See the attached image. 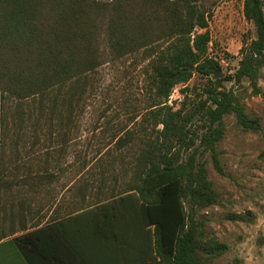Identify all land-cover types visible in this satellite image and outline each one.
<instances>
[{
	"label": "trees",
	"instance_id": "obj_1",
	"mask_svg": "<svg viewBox=\"0 0 264 264\" xmlns=\"http://www.w3.org/2000/svg\"><path fill=\"white\" fill-rule=\"evenodd\" d=\"M243 11L255 37L242 47L229 79H213L222 64L208 54L209 31L199 32L208 28L211 16L199 0H0L1 159L10 131L21 132L30 122L36 133L45 115L51 129L59 119L67 142L75 115L94 87L92 75L127 55L138 54L146 62L156 91L150 112L163 125L160 136L146 140L128 162L136 164L128 193L137 199L134 231L110 230L109 215L132 204L121 193L82 207L84 215L102 216H76L94 230L90 242L104 249L102 258L97 250L88 252L87 242L71 241L59 221L14 238L27 264H65L64 249L84 264H214L230 249L207 230L205 210L220 195L205 157L224 174L219 145L229 114L246 130H262L261 119L247 112L238 91L224 85L247 79L253 94L264 99L258 81L264 68V0H244ZM195 74L208 80L202 93L190 111L185 112V105L174 110L167 104L173 88L188 84ZM19 137L12 139L16 143ZM132 138L127 130L115 135V144L123 147Z\"/></svg>",
	"mask_w": 264,
	"mask_h": 264
},
{
	"label": "rangeland",
	"instance_id": "obj_2",
	"mask_svg": "<svg viewBox=\"0 0 264 264\" xmlns=\"http://www.w3.org/2000/svg\"><path fill=\"white\" fill-rule=\"evenodd\" d=\"M199 1L211 13L208 28L199 32L209 31L212 40L208 54L222 64L223 75L213 79H229L239 65L242 47L255 37L254 26L244 15V0ZM92 78L94 87L75 115L67 142L63 141L59 119L55 117L51 129L47 115L36 133L30 122L21 132L10 131L4 158L15 163L8 171L14 179L26 172L39 175L56 162L64 165L67 180L76 176L78 165L88 161L120 167L133 161L132 153L144 147L146 140L160 136L163 125H157L150 112L156 99L155 86L140 55L112 60ZM207 81L195 74L188 84L173 88L167 104L174 110L185 105V112L190 111ZM258 81L264 91V68ZM224 85L238 91L247 112L261 119L262 130H246L234 114H229L223 121L225 136L219 145L224 174L216 171L209 156L205 157L209 176L220 195L218 203L205 210L207 230L230 246L214 264H264V99L253 94L247 79L242 84L226 80ZM127 130L133 132L132 141L118 147L115 135L124 136ZM14 134L20 136L15 138L17 145L12 139ZM233 214L248 219H233Z\"/></svg>",
	"mask_w": 264,
	"mask_h": 264
},
{
	"label": "crops",
	"instance_id": "obj_3",
	"mask_svg": "<svg viewBox=\"0 0 264 264\" xmlns=\"http://www.w3.org/2000/svg\"><path fill=\"white\" fill-rule=\"evenodd\" d=\"M14 166L15 163L11 160L0 157V264H27L19 254L14 238L59 221L63 222V230L71 241L87 242L88 252L95 253L97 250L102 258L104 249L90 242L94 230L84 225V218L77 219L76 216L83 214L89 216L88 219L102 216L93 212L84 215L86 211L82 207H94L113 200L115 195L121 193L126 197L130 196L126 201L132 204H125L122 210L109 215L113 221V225L109 226L110 230L128 233L134 231L135 223L138 226L137 199L128 195L132 193L129 189L136 170L135 163L124 162L117 167L113 163L84 162L78 165V173L71 180L64 176V165L57 162L44 168L39 175L26 172L18 179H14L8 172ZM2 169L5 172L1 175ZM129 205L132 208L129 209ZM116 250V257L121 261L120 249ZM64 251L63 256H67L65 264H84L75 259L71 249ZM135 252L137 255V244ZM40 260L44 262L43 259Z\"/></svg>",
	"mask_w": 264,
	"mask_h": 264
},
{
	"label": "water",
	"instance_id": "obj_4",
	"mask_svg": "<svg viewBox=\"0 0 264 264\" xmlns=\"http://www.w3.org/2000/svg\"><path fill=\"white\" fill-rule=\"evenodd\" d=\"M222 75H223L222 73H220V72H216V74H215V78L221 77Z\"/></svg>",
	"mask_w": 264,
	"mask_h": 264
}]
</instances>
